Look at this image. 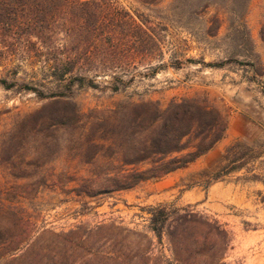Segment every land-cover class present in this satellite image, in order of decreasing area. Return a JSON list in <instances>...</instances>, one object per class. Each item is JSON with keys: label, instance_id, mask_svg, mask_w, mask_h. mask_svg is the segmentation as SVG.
Returning <instances> with one entry per match:
<instances>
[{"label": "rangeland", "instance_id": "rangeland-1", "mask_svg": "<svg viewBox=\"0 0 264 264\" xmlns=\"http://www.w3.org/2000/svg\"><path fill=\"white\" fill-rule=\"evenodd\" d=\"M113 1L129 15L118 16L114 26L115 17L107 16L98 26L101 13L91 9L83 15L77 10L71 19L77 24L84 18L88 27H76L68 39L60 35L57 40L86 77V87H74L82 112L93 118L96 111L128 101L151 99L167 106L172 99L207 93L228 111L224 138L193 163L159 180L100 193L98 184L89 185L83 178L117 173L121 167L116 147L92 141L90 126L59 130L47 141L43 135L48 131L25 137L20 120L53 102L39 96L51 95L54 84L39 71L42 64L37 60H5L0 51V190L37 192L32 200L21 196L14 201L28 207L37 230L66 232L81 224L116 222L147 234L156 264H264V185L246 179L256 174L264 180V0L248 2L245 22L253 49L240 35L231 36L226 13L220 15L224 24L218 36L203 39L202 21L215 13L214 8L199 17L173 13V0ZM57 44L39 45L48 49ZM232 44H242V55H232ZM176 48L180 55L173 53ZM236 141L243 144L236 153L255 156L249 164L252 173H225L226 148ZM94 158L96 168L90 163ZM159 205L166 206L172 218L188 215L186 221L168 226L170 237L161 241L148 231V209ZM179 236L182 242L177 244Z\"/></svg>", "mask_w": 264, "mask_h": 264}, {"label": "trees", "instance_id": "trees-1", "mask_svg": "<svg viewBox=\"0 0 264 264\" xmlns=\"http://www.w3.org/2000/svg\"><path fill=\"white\" fill-rule=\"evenodd\" d=\"M142 1L158 4L159 0ZM248 2L173 0L171 11L204 17L214 8L215 13L201 24L205 41L208 37L218 36L224 24L220 15L226 13L231 36L240 35L253 49L245 22ZM91 9L101 13L98 26L105 23L107 16L115 17L111 20L114 26L118 16L129 15L113 0H0V43L3 44L0 51L3 59L23 56L24 59L37 60L42 64L39 71L46 72L54 84L51 95L39 96L41 99H53V102L20 120L22 134L31 137L48 131L49 134L43 135L47 141L59 130L93 128L92 141L106 144L109 148L116 147L115 157L121 167L113 175L92 173L90 177L83 178L89 185L98 184L100 193L129 190L142 182L159 180L209 152L224 138L229 114L224 105L217 104L207 93L172 99L167 106L151 99L128 101L115 109L96 111L97 116L93 118L82 112L74 87H86L83 84L86 77L80 73L76 59L68 50L63 51L65 46L57 44V40L60 35L68 39L76 27L81 30L88 27L85 21L82 22L84 18L75 24L71 17L77 10L87 15ZM97 29L95 26L93 31ZM45 42L57 45L44 49L39 44ZM232 45V55H242V44ZM156 46L161 51L160 44ZM173 53L180 55L181 49L176 48ZM89 87L97 88L95 84ZM4 88L10 89L8 86ZM113 91H118V88ZM241 146L243 144L236 141L226 148V174L244 169L248 173L253 172L249 164L255 156L247 152L236 153V148ZM96 159L90 162L94 168ZM112 165L114 161L110 163ZM142 165L146 167L141 168ZM246 179L261 181L264 185L259 175L252 174ZM36 193H5L0 190V264H156L158 257L152 255L151 238L116 222L94 227L81 224L66 232L37 230L35 217L28 207L14 204L15 198L22 196L32 200ZM148 213V231L159 241L165 235L170 237L168 226L186 221L188 216L172 218V213L162 205L149 208ZM181 242L179 236L177 244ZM132 244H135L134 251L130 249ZM111 245L115 250H110Z\"/></svg>", "mask_w": 264, "mask_h": 264}]
</instances>
